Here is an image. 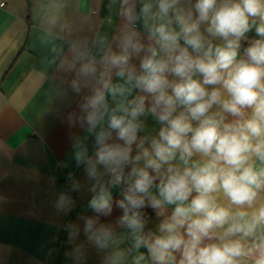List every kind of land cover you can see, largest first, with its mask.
I'll use <instances>...</instances> for the list:
<instances>
[{
	"label": "clouds",
	"instance_id": "clouds-1",
	"mask_svg": "<svg viewBox=\"0 0 264 264\" xmlns=\"http://www.w3.org/2000/svg\"><path fill=\"white\" fill-rule=\"evenodd\" d=\"M107 8L109 25L121 20L110 32L54 49L71 109L58 167L83 178L68 171L53 207L68 215L73 193L90 197L64 226L65 257L264 264V0Z\"/></svg>",
	"mask_w": 264,
	"mask_h": 264
},
{
	"label": "crops",
	"instance_id": "crops-1",
	"mask_svg": "<svg viewBox=\"0 0 264 264\" xmlns=\"http://www.w3.org/2000/svg\"><path fill=\"white\" fill-rule=\"evenodd\" d=\"M107 5L108 0H5L0 7V264H71L64 255L71 247L64 226L80 222L90 197L73 193L77 203L68 215L53 207L68 171L83 178L74 162L58 167L70 159L65 117L71 109L54 49L119 25L117 17L108 24ZM118 215L117 210L109 219ZM88 254V264H99L95 250Z\"/></svg>",
	"mask_w": 264,
	"mask_h": 264
},
{
	"label": "built area",
	"instance_id": "built-area-1",
	"mask_svg": "<svg viewBox=\"0 0 264 264\" xmlns=\"http://www.w3.org/2000/svg\"><path fill=\"white\" fill-rule=\"evenodd\" d=\"M5 4V0H0V7H3Z\"/></svg>",
	"mask_w": 264,
	"mask_h": 264
}]
</instances>
